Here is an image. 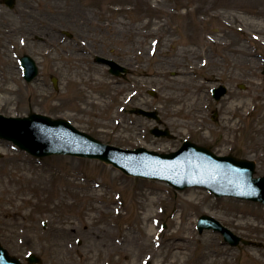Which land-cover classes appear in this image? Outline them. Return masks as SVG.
<instances>
[{
	"label": "rangeland",
	"instance_id": "374dc122",
	"mask_svg": "<svg viewBox=\"0 0 264 264\" xmlns=\"http://www.w3.org/2000/svg\"><path fill=\"white\" fill-rule=\"evenodd\" d=\"M15 2L10 9L0 0V114L65 119L126 149L170 153L191 141L252 160L264 176V0ZM24 56L39 66L31 83L23 78ZM98 57L129 71L117 77ZM221 84L228 95L216 102L211 91ZM138 109L156 112L160 123ZM156 127L172 136L155 137ZM158 197L149 210H156L153 226L165 245L148 259L154 248L132 240L151 226L143 213ZM204 215L254 245L232 246L213 230L200 234ZM182 238L184 264H264V205L202 188L177 191L98 160L36 158L0 139V243L23 264L30 253L41 264L127 257L157 264L171 259V239ZM119 241L123 251L111 256L108 246Z\"/></svg>",
	"mask_w": 264,
	"mask_h": 264
},
{
	"label": "water",
	"instance_id": "95a60500",
	"mask_svg": "<svg viewBox=\"0 0 264 264\" xmlns=\"http://www.w3.org/2000/svg\"><path fill=\"white\" fill-rule=\"evenodd\" d=\"M6 5L14 7V0H6ZM99 64L110 67V73L122 76L128 69L113 60L98 57ZM25 69L24 78L30 83L39 73L36 62L30 56L20 60ZM264 73V72H263ZM57 89V80L53 79ZM225 86L213 90L214 98L219 101L226 95ZM154 95L153 92H151ZM137 113L160 122L157 113L138 109ZM156 136L171 137L168 130L155 128ZM0 139L12 142L20 150L35 157L73 156L99 160L121 170L128 176L165 181L176 190L190 187L204 188L216 197H232L264 205V177H256V164L253 161L235 157H219L209 149L192 142H185L180 150L161 154L145 148L125 150L102 143L93 136L76 129L64 119L54 120L48 116L33 113L28 117H6L0 114ZM213 229L223 234L232 246L250 242L236 236L231 230L210 216H202L198 230ZM28 264H40L42 260L31 254ZM0 264H22L9 254L0 243ZM149 264V263H148Z\"/></svg>",
	"mask_w": 264,
	"mask_h": 264
},
{
	"label": "bare ground",
	"instance_id": "6f19581e",
	"mask_svg": "<svg viewBox=\"0 0 264 264\" xmlns=\"http://www.w3.org/2000/svg\"><path fill=\"white\" fill-rule=\"evenodd\" d=\"M102 85H105L103 83H101ZM10 92H14L15 90H13L12 88L8 89ZM8 98H10V94H8ZM157 200V202L162 201L161 197H158L154 200L151 201V199L149 200L148 205L146 206L145 212L143 213L144 218H143V222H145L146 224H149V222H151V226H143L140 228L141 232H142V238L140 239H133L132 241L135 243V245L137 246V248L141 247V248H146L149 250L150 247H153L154 250H152L149 254L148 259H150V256H153V254L155 255H160L161 254V248L163 245H165V241L162 239V233L158 232L157 228L153 226V222H156L158 220V215L156 213V210L153 212L152 210H149V205L151 204H155L154 201ZM122 206H117L115 208H113L114 210V214L115 216L119 219L120 218V210H122ZM103 233L106 235V237L112 240V233H110L109 231H103ZM99 238V236H98ZM172 243H171V247H173V249H171V252L169 253V255H171V259H163L161 261H157V264H184L186 258L183 257L185 251H187L185 249V245L183 244L184 239H180V240H173L171 239ZM128 243V242H127ZM122 245L121 248H123V244L121 241L115 243H111L110 246H108L109 249V253L111 254V256H114L116 253L123 251L120 246ZM124 249V248H123ZM151 249V248H150ZM214 253H217L216 251ZM148 256V253L145 255ZM111 260H113V264H132L131 260L127 257V258H123V259H117L115 260L114 258H111ZM184 261V262H183ZM112 263V261H111ZM206 264H218V260H213V262L209 261Z\"/></svg>",
	"mask_w": 264,
	"mask_h": 264
},
{
	"label": "flooded vegetation",
	"instance_id": "af4514ba",
	"mask_svg": "<svg viewBox=\"0 0 264 264\" xmlns=\"http://www.w3.org/2000/svg\"><path fill=\"white\" fill-rule=\"evenodd\" d=\"M215 116H219V115H218V112L215 114Z\"/></svg>",
	"mask_w": 264,
	"mask_h": 264
}]
</instances>
